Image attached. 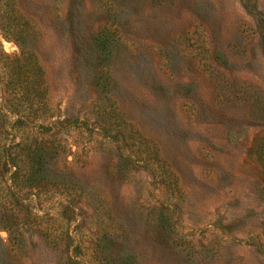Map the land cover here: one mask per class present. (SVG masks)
Returning a JSON list of instances; mask_svg holds the SVG:
<instances>
[{
  "label": "rangeland",
  "instance_id": "obj_1",
  "mask_svg": "<svg viewBox=\"0 0 264 264\" xmlns=\"http://www.w3.org/2000/svg\"><path fill=\"white\" fill-rule=\"evenodd\" d=\"M2 2L27 21L0 75L41 72L50 131H25L68 187L16 251L0 227V264H264V0Z\"/></svg>",
  "mask_w": 264,
  "mask_h": 264
},
{
  "label": "trees",
  "instance_id": "obj_2",
  "mask_svg": "<svg viewBox=\"0 0 264 264\" xmlns=\"http://www.w3.org/2000/svg\"><path fill=\"white\" fill-rule=\"evenodd\" d=\"M26 21L16 6L5 5L0 0V30L4 38L14 39L20 47V41L25 37ZM0 59H6L4 54ZM3 70L0 81L7 79L6 88L8 86L5 103L10 105V114L14 116L0 111V123L8 128L7 138L0 141V227L6 232L12 250L16 251L24 230L29 226L39 227L43 219L32 203H36L41 211L47 195L58 194L68 187L49 176L50 171L63 179L57 165L62 163L66 148L54 140L30 137L29 131H25V122L36 124L42 121L46 111V86L38 68L26 63L21 56L10 61ZM33 127L42 132L50 131V127L39 123ZM257 151L264 172V142ZM57 204L64 205L61 201Z\"/></svg>",
  "mask_w": 264,
  "mask_h": 264
}]
</instances>
